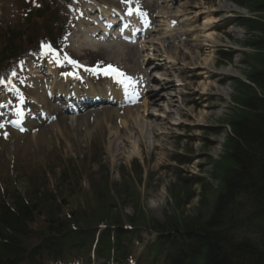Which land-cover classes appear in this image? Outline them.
<instances>
[{
  "label": "rangeland",
  "instance_id": "rangeland-1",
  "mask_svg": "<svg viewBox=\"0 0 264 264\" xmlns=\"http://www.w3.org/2000/svg\"><path fill=\"white\" fill-rule=\"evenodd\" d=\"M33 1L0 0V28L8 29L9 22L12 21L11 29L14 28L22 32L25 10L31 8ZM35 1L41 6L46 4L49 7L46 17L38 21L37 26L32 29L33 35L36 36L35 39L44 37L42 31H45L46 27L53 31L55 39L60 38L64 32L66 35L69 30L73 29L72 32L76 30L77 26L72 27L73 23H70L66 13L62 12L63 6H60L59 0H55L56 4L48 0ZM98 1L108 2V0ZM155 1L146 0L147 4L153 3L150 6L153 7L151 8L152 13L155 9V15L158 17L155 19L157 24L162 22L159 18L160 15L164 17L165 14V17H170L168 12L171 15H178L176 18L171 17L168 20L169 24L175 26L172 28L173 33L171 34L173 43L165 54L191 51L190 55H194L196 50L192 48L190 42L188 44L186 42L193 40L195 35H200L205 17L208 14L212 16L215 22L210 26V29L214 34L219 35V44L212 50L211 57L214 65L211 71L219 74L212 76L210 80H204L202 76H199L203 72L199 66H203V60L209 57L205 47L206 49L202 50L199 55L198 65L194 70L196 75L192 81L181 80L179 74L175 73L170 78L175 81L179 79L183 86L177 88L173 83L170 92L165 90L158 92L161 96L171 95L173 97L174 106L180 108L179 115L172 114L167 119V125L161 127L160 137L155 136L156 132L150 138L148 137L149 145L144 147L141 144V147L135 152L132 147L126 148L123 155L115 151L119 157L113 154L114 151L108 149L107 143L113 128L118 129L120 120L125 117L121 112L122 108H109L111 113L114 109L118 111L117 115L121 118L118 121L116 116L109 119L108 115L111 113L105 115L100 113L99 109L97 112L82 115L77 119L62 116V118L44 126L38 137H17L16 144L20 146L19 149L29 148L31 150L26 156L30 160L29 169L22 173L20 169H10L8 172L5 168L0 183L11 188L12 183L9 180H12L24 196L32 192L33 197L29 203L31 206L35 205L36 209L39 207L40 210V216H36L35 221L32 222L35 231L52 229L45 222L49 213L44 207L42 198L49 193L55 197L51 200L50 205L57 209V214L53 216L54 220L59 221L62 225L68 226L69 224V222H64L66 220L63 215L71 214L70 221L82 220L81 223H78L85 227H93L101 223L141 227L144 229L137 233L145 242L151 239L152 233H148V231H165L168 228L161 225L169 220H173L175 224L179 225L180 222H183L187 226L196 221L204 222L206 220L214 196L222 189L221 182L218 180L222 171L219 164L227 156L226 147L231 143L233 129L230 125L236 122L244 112L241 108L247 91L241 86L244 85V82L249 81L248 78L252 72L262 70L264 67V54H260L262 52L259 53L251 47L263 39V35L249 29H253V27L240 25V21L254 20L255 23L264 25V13L240 7L232 0H158L170 1L169 8L167 5ZM224 1L234 7L235 11L230 8L223 11L218 10V6ZM182 5L185 6L184 13L180 12ZM185 18H193L192 25L197 28L192 36L187 31L191 24L185 22ZM261 25L254 26L262 27ZM79 28H84V26H79ZM164 34L165 28L161 32L162 36ZM30 35L31 29L28 32V36ZM160 37V35H152L144 43L132 49L126 48L124 51L118 52L115 49L108 50L103 55L99 53L100 59H106V61L130 69L137 67L142 70L145 67L144 61L148 58L152 59L155 55H150V52L143 53L144 49H154L156 46L160 48L158 40ZM19 38L20 35L16 36L15 40ZM70 40L71 48L74 50L75 37L73 36V39L71 37ZM14 43L15 48L21 47L22 50H27V45H29L28 40L23 44H18L19 41ZM47 46L46 43V51L48 50ZM63 51L64 46L62 45L60 50L52 52L56 57H60ZM85 54V52H77V56L83 55L81 58L89 61L88 58L91 54L89 56H85ZM157 54L162 55L161 50ZM165 54L163 58L161 57L162 60L165 59ZM184 65L181 61L176 66L179 73H185ZM3 67L0 66V72ZM221 69L228 70V72L222 75L220 74ZM145 70L149 71L150 69L146 67ZM156 71L158 72L159 69ZM157 72L156 74L160 78H167ZM240 84L242 85L240 86ZM203 86L205 87L202 88ZM218 88L225 89L227 95H217ZM256 89L260 93L258 86ZM162 105L159 112L152 106L147 107V111L155 117L154 119L163 120L166 115L164 112L167 113L168 108L165 104ZM138 108L143 111V104ZM162 109L164 111H161ZM171 110L174 111L173 108ZM173 118H176L177 121H172ZM105 119L110 128H106L108 126L105 124ZM126 119L128 122L129 118ZM16 144L13 145L16 146ZM99 146L102 147L101 150H99ZM32 153H34L33 156ZM22 158L23 152L18 150L14 159L19 162ZM173 158H179L185 164L178 165L174 163ZM98 164L103 170H98ZM223 166L228 167V164ZM178 171L183 172L184 176H181L185 178V185L177 182L178 174L176 173ZM31 173L34 175L33 181L29 179ZM72 174L73 176H70ZM71 177L74 179L73 183H70ZM197 179L201 180L203 189L194 186L195 182H187ZM68 180H70V185H66L64 188V184ZM27 201L25 199V202ZM78 209L85 210L87 215ZM90 218L92 219L90 220ZM27 226L30 227L29 224ZM37 237L38 235L35 234L27 243L37 242ZM142 244L144 245V243ZM133 247L135 251L132 253V259L136 264H146L152 261V256L146 253L145 247L142 248L141 245ZM84 258L87 259L86 255L82 254L78 261L79 264H88Z\"/></svg>",
  "mask_w": 264,
  "mask_h": 264
},
{
  "label": "trees",
  "instance_id": "trees-1",
  "mask_svg": "<svg viewBox=\"0 0 264 264\" xmlns=\"http://www.w3.org/2000/svg\"><path fill=\"white\" fill-rule=\"evenodd\" d=\"M232 1L240 7L264 13V0ZM256 24L261 25L254 20L240 21V25L253 27L249 29L263 35V39L251 47L264 54V25L254 26ZM262 68L252 72L248 78L253 82L248 81L252 86L240 84L247 91L242 101L241 109L244 112L230 125L233 129L231 143L226 147L227 156L219 164L222 171L218 180L222 189L214 196L206 220L196 221L189 226L169 220L161 226L168 228L165 229L166 232L183 230L187 233L183 236L185 240H179V235H176L168 239H157L149 246L159 258L169 264H264V67ZM225 164L228 167L223 166ZM98 166L99 171L103 170L99 164ZM177 174V182L185 185L184 175L180 171ZM70 180L73 183V177ZM70 180L66 181L64 188L70 185ZM187 182H195L194 186L204 187L198 179ZM31 194L32 192L25 195L27 202L17 200L13 204L14 213L10 210L3 211L2 222L14 235L28 236L30 231L27 224L32 225L35 217L40 216L39 207L36 209L35 205L31 206L29 203L33 197ZM42 198L49 213L45 222L52 228L45 229L46 232L59 234L66 227L62 244H55L51 248V251L56 252L55 255L74 250L73 247L77 244H91L97 248L101 246V239L91 228L81 225L82 220L78 221L80 223L71 221L76 226V231H71L69 227L54 220L57 209L50 206L51 200L55 199L52 193ZM65 220L67 223L68 220ZM16 237H12L14 242L10 244L12 252L21 250L20 242H15Z\"/></svg>",
  "mask_w": 264,
  "mask_h": 264
},
{
  "label": "bare ground",
  "instance_id": "bare-ground-1",
  "mask_svg": "<svg viewBox=\"0 0 264 264\" xmlns=\"http://www.w3.org/2000/svg\"><path fill=\"white\" fill-rule=\"evenodd\" d=\"M218 7H219L218 10H220V11H223V10L228 9V8H230V10L235 11V8L230 6L225 1L221 2ZM184 9H185V6L182 5L180 12L184 13ZM168 13L171 15L170 12H168ZM176 17H178V15L175 16L174 18H176ZM159 18L167 19L168 17H165V14H164V17L162 15H160ZM184 21L191 24L190 29H188L187 31L189 32L190 36H192L194 34V32L197 31V28L192 25L193 24V22H192L193 18H185ZM214 22H215V20H213L212 16L210 14H208L207 17H205V19H204V23L202 25L200 35H195L193 40L191 39V41L186 42V44H188V42H190L193 46L192 48H194L196 50L194 55H192V54L190 55L189 52H191V51H189V52L180 51L178 53L177 52H169V53L165 54L166 50L168 48H170V46L172 45L173 42L170 41L169 38L160 39L161 43L159 42V44H162V48H163L161 53H162V56L165 54V59L167 61L162 60L161 59L162 56H159L160 54H157L156 52H154V54H155L154 60L156 62H158L156 65L159 66L161 71L164 72L167 76L172 74V73H177V74H179V78L181 80L189 79L192 81V79H194V77L196 75V71H194V70H195V68H197L196 65H198L199 55H200L202 50H205L207 48L208 52L207 51L206 52H207V54H209V57L207 59L203 60V64H202L203 66H199V68H201L203 70V72H201L199 74V76H202V78L204 80H210L212 78V76H214V75L217 76V74H219V73L215 74L213 71H211L213 69V65H214V61L211 57V55L213 53L212 50L215 47H217L219 44V40H218L219 35L214 34V32H212L210 29V26ZM73 36L75 37L74 43H76V44L78 43L77 47L79 46L80 48L85 49L86 51H92V49H96L93 46L92 41L89 39H83V41H78L83 37L82 34H77V33L73 32ZM73 36H72V39H73ZM172 37H173V35L170 36V38H172ZM164 44H165V46L163 47ZM179 44H180V42H179ZM125 47L126 46L117 47L116 51L117 52L120 50L124 51L123 48H125ZM109 48L110 47H107L104 50H108ZM175 48H177V47H175ZM188 58H189V60H187ZM181 61H183V63L185 64L184 65V67L186 69L185 73H179V71H177V69H176V66ZM147 62H146V66L149 65V64H147ZM226 72H228V70L221 69L220 74L223 75ZM249 82H252V81L249 80ZM249 82H244V84L252 86ZM204 87L205 86H203L202 88H204ZM171 88H173V86L169 82H167L162 87L161 86L159 87V92L163 91V90L170 92ZM216 94L217 95H227L225 89H222V88H218L216 91ZM172 98L173 97L171 95L161 96V94L159 95L158 91L153 92V90L151 89V91H149L147 93L145 101L143 102V108H144L143 111L140 110L139 108H135V107L128 108V109L125 108L122 110V114H123V116H125L123 118V120H120L121 118H119L117 116L118 111L112 112L109 115V119L112 118V116H117V119L120 120L121 122H120V124H118V129L113 128V132H111V134L109 135L110 141L108 138V143H107L108 149H111L112 152L114 151L113 154H116V157H119V155L117 153L123 155L126 148L128 149V148L132 147L134 149L133 151L135 152L136 149L141 147V144L144 147L149 145L148 137L150 138L151 136H153L155 134V132H156L155 136L160 137L162 134V133H160L161 127H162V125H167V119L170 118V116L172 114L175 116L179 115L178 111H180V108H176L174 106ZM161 102H163V103H161ZM174 102L177 103L176 101H174ZM156 103L165 104V106L168 108L167 113H166V111L164 112L166 115L164 116L163 120L154 119L155 117H153V115L147 111L148 106L156 105ZM172 108L174 109V111L171 110ZM156 111H159V109ZM127 117L129 118L128 122L126 119ZM172 121L176 122L177 119L173 118ZM105 124H106V126H108L106 128H110L109 123H108V121H106V119H105ZM135 141H136V143H135ZM99 147H101V146H99ZM115 151H117V153H115ZM78 211H81L85 215H87V212L85 210H79L78 209ZM178 239L179 240H185V238L183 236H179Z\"/></svg>",
  "mask_w": 264,
  "mask_h": 264
},
{
  "label": "snow or ice",
  "instance_id": "snow-or-ice-1",
  "mask_svg": "<svg viewBox=\"0 0 264 264\" xmlns=\"http://www.w3.org/2000/svg\"><path fill=\"white\" fill-rule=\"evenodd\" d=\"M47 47H48V51H50V52L54 51L53 49H51L50 46H47ZM72 63H75V62L72 61ZM104 74L114 76V78L117 79V82L123 84L125 86V88H127V86L129 84L133 83L131 77L126 76L123 72H121L119 69L113 67L112 65L107 66V68L104 70ZM13 75H15V73H13ZM3 83H4V81L0 80V84H3ZM18 115L22 116L23 113L18 110ZM0 127H2V125H0Z\"/></svg>",
  "mask_w": 264,
  "mask_h": 264
}]
</instances>
